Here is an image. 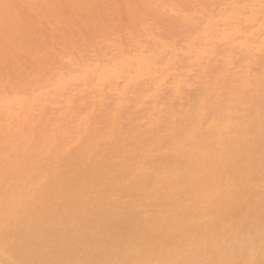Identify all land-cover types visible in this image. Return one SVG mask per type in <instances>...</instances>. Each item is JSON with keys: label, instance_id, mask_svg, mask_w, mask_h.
<instances>
[{"label": "rangeland", "instance_id": "obj_1", "mask_svg": "<svg viewBox=\"0 0 264 264\" xmlns=\"http://www.w3.org/2000/svg\"><path fill=\"white\" fill-rule=\"evenodd\" d=\"M0 2V96H6L12 91L17 92L21 89H28L30 92V97L27 100L30 108L25 105L27 109H21L24 116L18 115L19 113L16 112H20L22 107L0 103V109L3 110H0V159H3L2 163L0 161V182L9 178L10 173L7 171L12 169L20 173L24 171L23 166H26V172L21 177L34 182L30 195V213L35 216L30 220L27 215L22 214L15 225L6 227L7 231L5 230L4 236L11 234L13 236L6 237V247L5 244L0 245V264H87L100 254L106 253L103 248H106L105 245L108 246L106 251L110 253L107 264H127L126 258H117V261L111 256L114 252H118L117 255L121 253L122 246L119 243L123 240L125 233L128 231L126 235L131 236L130 240L134 245L140 244L141 241L144 243L145 240L151 241L153 237L158 240L164 227V220H168L169 214L167 213L174 208L177 210L176 203H174L177 197H171L172 193L184 184L191 186L200 183L207 175L214 174L216 179L222 180V185H219L218 190L213 189L209 197L204 199L205 201L201 199L203 202L197 203L195 212L199 213L198 219L196 214L194 218L196 228L187 241L186 248L184 250L176 249L173 259L162 260L159 264H264V78L262 79L264 77V0H0ZM163 7L165 11H163ZM172 10L176 12H172ZM155 40L158 41V44ZM139 58L146 61L141 62ZM101 61V66L98 65L96 68V63ZM246 61L248 64H244ZM127 64L129 67H126ZM117 65H122L126 69V73H119L121 69L118 71ZM222 70L224 71L222 72ZM137 87L138 89L144 88L138 90ZM180 87L181 89H178ZM200 93L202 95L199 96ZM207 102L208 105H202ZM227 103L229 104L226 105ZM143 104L144 106H142ZM197 106L202 107L198 108ZM38 108L41 110L39 113ZM86 113L87 115H85ZM81 115L85 117H81ZM15 116H20V118ZM85 122L87 123L84 124ZM78 125L79 129L76 128ZM65 130L67 131L65 132ZM54 132L59 137L52 134ZM93 133H96L97 136ZM54 136L56 137L54 138ZM167 136L168 138H166ZM92 141L94 142L92 143ZM193 142L199 146L196 147ZM41 143L42 145H40ZM45 145H51L52 148L50 146L47 148ZM10 148H12V152L9 151ZM60 151L65 152L61 153ZM72 155H75V158ZM51 156L52 158H49ZM59 156L64 157L59 158ZM202 156L203 158H201ZM16 157L20 159H15ZM182 158H186V160L183 161ZM21 159L22 161H20ZM28 160L30 162H27ZM39 160L43 163H39ZM188 162L191 165L187 164ZM146 167L147 169H145ZM35 168L40 169L34 170ZM191 168L196 170L193 169V171ZM150 170L152 172H149ZM205 170L206 172H202ZM160 171H163L162 174ZM177 171L179 172L177 173ZM126 172L134 174L135 177L126 178V182L124 179L118 181V178ZM41 173H44V177L40 176ZM146 176L150 180L155 179L152 180L153 182L151 181L155 191L152 195L143 197V201L149 199L146 203L144 201L145 204L142 201L135 205L136 199L139 197V194L135 193L136 184L140 179H147ZM160 177L162 180L159 179ZM94 178H102L108 188L123 193V197L120 198L127 200L125 203H120L123 204L122 213L124 212V215L120 211H115L117 205L108 206L105 203L102 204L103 206H99V209L102 208L110 218L106 216L107 218L103 219L101 215L96 226L92 217L80 219V225L83 224L82 228L87 226L90 232L94 230L91 234L97 235L96 239L98 240L96 241L94 236L90 237L92 235L87 231L88 228L82 229L76 220L74 223L77 225H73L67 220L70 205L69 194L73 191L71 189L80 186L81 190L78 189L81 194L86 191L85 187ZM113 179L116 181H112ZM129 179L131 180L129 181ZM80 180L84 184L83 186ZM184 180L188 184L183 182ZM157 181H160V184ZM164 181H166L165 184ZM177 182L181 183L180 186ZM116 183L118 184L116 185ZM170 184L173 186L172 189L168 187ZM52 188L53 192L55 189H60L53 194ZM219 191L222 192L219 193ZM43 193L45 194L43 195ZM251 198L253 199L251 200ZM162 202H166V205L170 206L168 211L164 209ZM46 204L48 205L46 206ZM125 204L127 205L125 206ZM154 205L155 207H153ZM40 206H42L43 213ZM89 207L91 206L87 207L90 210ZM56 208L57 210H55ZM150 209L151 211H149ZM34 211H36L35 214ZM146 213H148L147 217ZM166 214L167 216H165ZM52 215L55 217L52 218ZM134 216L139 218L138 223L135 222ZM85 218L86 221H84ZM48 221H54V224L48 223ZM25 222L29 224L26 226ZM84 222L87 225H84ZM30 224L34 227H31ZM59 224L63 226L61 227ZM56 225L59 226L56 227ZM135 228L138 229L135 231ZM44 229L49 231L45 232ZM160 229L162 230L160 231ZM100 231H104L107 235ZM87 235L89 236L86 237ZM16 240L19 241L16 242ZM101 244L104 246L101 247ZM113 245L114 247H111ZM134 247L132 250L135 251H132V254L130 253L131 255L127 258L138 256L142 251L140 246ZM62 251L63 253H59ZM91 251L93 254L90 253ZM71 256H73L72 260ZM73 260L74 263H71ZM150 263L152 264V262H148V264Z\"/></svg>", "mask_w": 264, "mask_h": 264}, {"label": "bare ground", "instance_id": "obj_2", "mask_svg": "<svg viewBox=\"0 0 264 264\" xmlns=\"http://www.w3.org/2000/svg\"><path fill=\"white\" fill-rule=\"evenodd\" d=\"M29 2V1H28ZM35 2V1H34ZM1 3V2H0ZM41 3V2H40ZM39 4V3H38ZM37 4V5H38ZM43 4V3H42ZM5 5V4H4ZM2 7V6H1ZM166 7V6H165ZM169 8V7H168ZM4 9V8H3ZM163 11H165L164 10V7H163ZM175 11V10H174ZM173 10H172V12H174ZM171 12V11H170ZM176 12V11H175ZM1 18V17H0ZM153 36V35H152ZM151 36V37H152ZM153 38V37H152ZM157 38V37H156ZM157 40H159V38H157ZM157 40H155V41H157ZM154 41V40H153ZM157 44H158V41H157ZM162 44V43H161ZM159 45H160V43H159ZM262 49V48H261ZM121 52V51H120ZM238 52V51H237ZM71 54H73V53H71ZM97 54V53H96ZM95 54V55H96ZM227 54V53H226ZM135 55V54H134ZM148 55V54H147ZM160 55V54H159ZM230 55V54H229ZM78 56V55H77ZM143 56V55H142ZM208 56H209V53H208ZM232 56H233V54H232ZM236 56V55H235ZM238 56V55H237ZM148 57V56H147ZM158 57V56H157ZM206 57H207V55H206ZM229 57V56H228ZM71 58V57H70ZM77 58V57H76ZM109 58V57H108ZM135 58V57H134ZM149 58V57H148ZM209 58H211V57H209ZM239 58V57H238ZM237 58V59H238ZM241 58V57H240ZM239 58V59H240ZM145 59V58H144ZM208 59V58H207ZM212 59V58H211ZM227 59V58H226ZM234 59H236V58H234ZM234 59H232L233 61H234ZM260 59V58H259ZM74 60H75V57H74ZM135 60V59H134ZM138 60V59H137ZM141 59L139 58V61H140ZM210 60V59H209ZM229 60H231L230 58H229ZM136 61V60H135ZM144 61H146V60H144ZM143 60H141V62H144ZM148 61V60H147ZM208 61V60H207ZM140 62V63H141ZM211 62V61H210ZM229 62V61H228ZM248 61H246V63H244V64H248L247 63ZM254 62V61H253ZM252 62V63H253ZM89 63V62H88ZM102 63V61L101 62H99L98 64L96 63V68H98V65L99 66H101L100 64ZM139 63V62H138ZM225 63H226V61H225ZM141 64H144V65H147L146 63H141ZM140 64V65H141ZM150 64V63H149ZM243 64V65H244ZM251 64V63H250ZM82 65V64H81ZM92 65H94V64H92ZM154 65V64H153ZM172 65V64H171ZM226 67L228 68V64L226 63ZM231 65V64H230ZM109 66V65H108ZM129 67V65L127 64L126 65V67ZM240 66H242V65H240ZM258 66H259V64H258ZM93 67V66H92ZM114 67V66H113ZM112 67V68H113ZM122 67V68H121ZM169 67V66H168ZM262 67V66H261ZM260 67V68H261ZM149 68V67H148ZM147 68V69H148ZM102 69V68H101ZM104 69V68H103ZM116 69L118 70V69H121L120 71H119V73H123V72H125V70L126 69H124V67L121 65H117V67H116ZM145 69H146V67H145ZM198 69H200V68H198ZM221 69V68H220ZM239 69V68H238ZM90 70V69H89ZM99 70V69H98ZM195 70V69H194ZM218 70H219V68H218ZM226 70V69H225ZM237 70V69H236ZM235 70V71H236ZM240 70V69H239ZM246 70V69H245ZM250 70V69H249ZM258 70V69H257ZM106 71V70H105ZM117 71V72H118ZM220 71V70H219ZM224 70H222V72H223ZM233 71V70H232ZM244 71V70H243ZM261 71H262V69H261ZM100 72V71H99ZM143 72V71H142ZM148 72H149V70H148ZM205 72V71H204ZM221 72V71H220ZM234 72V71H233ZM237 72V71H236ZM258 72V71H257ZM108 73V72H107ZM126 73V72H125ZM134 73V72H133ZM187 73V72H186ZM192 73V72H191ZM190 73V74H191ZM194 73V72H193ZM230 73V72H229ZM261 73V72H260ZM90 74V73H89ZM99 74V73H98ZM128 74V73H127ZM154 74V73H153ZM156 74V73H155ZM169 74V73H168ZM167 74V75H168ZM189 74V73H188ZM187 74V75H188ZM222 74V73H221ZM220 74V75H221ZM226 74V73H225ZM245 74H247V73H245ZM256 75H258L257 73H255ZM254 74V75H255ZM91 75V74H90ZM130 75H132V74H130ZM216 75V74H215ZM224 75V74H223ZM212 76V75H211ZM214 76V75H213ZM219 76V75H218ZM217 76V77H218ZM232 76V75H231ZM247 76V75H246ZM236 77V76H235ZM234 77V78H235ZM240 77V76H239ZM69 78V77H68ZM166 78V77H165ZM222 78V77H221ZM225 78V77H224ZM233 78V79H234ZM237 78V77H236ZM264 77H262V79H263ZM70 79H72V78H70ZM119 79V78H118ZM163 79V78H162ZM189 79V78H188ZM226 79V78H225ZM243 79V78H242ZM111 80H112V78H111ZM110 80V81H111ZM113 80H114V78H113ZM130 80V79H129ZM204 80V79H203ZM212 80H213V78H212ZM211 80V81H212ZM228 80V79H227ZM116 81H117V79H116ZM153 81V80H152ZM193 81V80H192ZM195 81V80H194ZM232 81H234V80H232ZM90 82H91V80H90ZM155 82V81H154ZM216 82H218V81H216ZM239 82H241V81H239ZM242 82H244V81H242ZM109 83V82H108ZM111 83H112V81H111ZM214 83V82H213ZM226 83V82H225ZM146 84H148V83H146ZM145 84V85H146ZM160 84V83H159ZM193 84V83H192ZM198 84V83H197ZM196 84V85H197ZM211 84H212V82H211ZM210 84V85H211ZM215 84V83H214ZM231 84V83H230ZM260 84V83H259ZM157 85V84H156ZM195 85V86H196ZM199 85V84H198ZM203 85V84H202ZM221 85V84H220ZM232 85V84H231ZM239 85V84H238ZM148 86V85H147ZM150 86H151V84H150ZM203 86H206V85H203ZM228 86V85H227ZM242 86V85H241ZM245 86V85H244ZM244 86H242V87H244ZM135 87V86H134ZM155 87V86H154ZM160 87V86H159ZM186 87V86H185ZM191 87V86H190ZM207 87V86H206ZM219 87V86H218ZM255 87V86H254ZM144 88V87H143ZM143 88H140V89H143ZM148 88V87H147ZM152 88V87H151ZM161 88V87H160ZM169 88V87H168ZM189 88V87H188ZM202 89H203V87H201ZM212 88V87H211ZM213 88H214V86H213ZM216 88V87H215ZM239 88V87H238ZM251 88H253V87H251ZM137 89H138V87H137ZM140 89H138V90H140ZM156 89V88H155ZM178 89H181V87L180 88H178ZM185 89H187V87L185 88ZM201 89V90H202ZM230 89H231V87H230ZM244 89V88H243ZM15 90H17V89H15ZM134 90V89H133ZM150 90V89H149ZM232 90V89H231ZM130 91H131V89H130ZM143 91V90H142ZM141 91V92H142ZM155 91H157V90H155ZM173 91V90H172ZM179 91V90H178ZM178 91H177V93H178ZM182 91V90H181ZM198 91V90H197ZM196 91V92H197ZM203 91V90H202ZM217 91H219V90H217ZM226 91V90H225ZM246 91V90H245ZM137 92H139V91H137ZM143 92H145V91H143ZM150 92V91H149ZM151 92H154V91H151ZM174 92V91H173ZM211 92H212V90H211ZM242 92V91H241ZM33 93V92H32ZM130 93V92H129ZM175 93H176V91H175ZM187 93V92H186ZM192 93V92H191ZM202 93V92H201ZM199 94V96L200 95H202V94ZM208 93V92H207ZM138 94V93H137ZM146 94V93H145ZM149 94V93H148ZM154 94V93H153ZM153 94L151 95V97L153 96ZM155 94H157V93H155ZM209 94V93H208ZM213 94V93H212ZM224 94V93H223ZM239 94V93H238ZM2 95V94H1ZM4 95V94H3ZM134 95H136V94H134ZM141 95V94H140ZM143 95V94H142ZM158 95V94H157ZM156 95V96H157ZM175 95V94H174ZM177 95H179V94H177ZM176 95V96H177ZM210 95V94H209ZM233 95V94H232ZM240 95V94H239ZM132 96V95H131ZM139 96V95H138ZM146 96H147V94H146ZM149 96V95H148ZM155 96V97H156ZM159 96V95H158ZM195 96V95H194ZM220 96V95H219ZM231 96V95H230ZM29 97H30V92H29V90L28 89H21V90H19V91H17V92H10V94L8 93V94H6V96H0V103H3V104H6V105H18V106H20V107H22V108H20V112L19 111H16V112H18L19 114L18 115H21L22 114V111H21V109H27L26 108V106H28V102H27V100L29 99ZM141 97H143V96H141ZM145 97V96H144ZM204 97V96H203ZM215 97V96H214ZM214 97H213V99H214ZM236 97V96H235ZM128 98V97H127ZM130 98V97H129ZM185 98H187V97H185ZM191 98V97H190ZM201 98V97H200ZM220 98V97H219ZM222 98H224V97H222ZM252 98V97H251ZM145 99H147V98H145ZM145 99H143V101L145 100ZM154 99V98H153ZM174 99V98H173ZM194 99H195V97H194ZM199 99V98H198ZM204 99V98H203ZM136 100V99H135ZM189 100H191V99H189ZM207 100V99H206ZM210 100V99H209ZM230 100V99H229ZM128 101V100H127ZM146 101V100H145ZM192 101V100H191ZM190 101V102H191ZM194 101V100H193ZM205 101V100H204ZM204 101H200V102H204ZM49 102V101H48ZM126 102V101H125ZM166 102V101H165ZM171 102V101H170ZM212 102V101H211ZM219 102V101H218ZM235 102H236V100H235ZM240 102V101H239ZM32 103V102H31ZM123 103V102H122ZM122 103H120V104H122ZM135 103V102H134ZM133 103V104H134ZM173 103V102H172ZM181 103V102H180ZM193 103V102H192ZM213 103H215V102H213ZM223 103V102H222ZM238 103V102H237ZM35 104V103H34ZM54 104V103H53ZM125 104V103H124ZM129 104V103H128ZM132 104V105H133ZM141 104H142V102H141ZM187 104V103H186ZM204 104H207L208 105V102L207 103H203L202 105H204ZM229 103H227L226 105H228ZM2 105V104H1ZM26 105V106H25ZM30 105V104H29ZM146 105V104H145ZM149 105V104H148ZM154 105V104H153ZM198 105H200V104H198ZM206 105V106H207ZM235 105V104H234ZM139 106H141V105H139ZM142 106H144V104L142 105ZM169 106V105H168ZM167 106V107H168ZM182 106V105H181ZM189 106V105H188ZM192 106V105H191ZM190 106V107H191ZM218 106V105H217ZM245 106V105H244ZM253 106V105H252ZM32 107V106H31ZM131 107V106H130ZM137 107H138V105H137ZM153 107V106H152ZM155 107H156V105H155ZM155 107H154V109H155ZM195 107V106H194ZM198 107V106H197ZM202 107V106H201ZM201 107H198V108H201ZM209 107H210V105H209ZM208 107V108H209ZM28 108H30V106H28ZM40 108V107H39ZM39 108L37 109V111H38V113H39V111L41 112V110H39ZM122 108H123V105H122ZM136 108V107H135ZM144 108V107H143ZM149 108H150V105H149ZM162 108H164V107H162ZM198 108H197V110H198ZM211 108V107H210ZM225 108V107H224ZM245 108H247V107H245ZM248 108H250V107H248ZM131 111H133V108L131 107ZM171 109H172V107H171ZM0 110H2V109H0ZM67 110V109H66ZM70 110V109H69ZM110 110V109H109ZM136 110V109H135ZM151 110V109H150ZM183 110V109H182ZM187 110V109H186ZM201 110V109H200ZM205 110V109H204ZM207 110V109H206ZM3 111V110H2ZM5 111V110H4ZM24 111V110H23ZM73 111V110H72ZM142 111V110H141ZM157 111H159V110H157ZM157 111H156V114H157ZM196 111V110H195ZM221 111V110H220ZM235 111V110H234ZM239 111V110H238ZM6 112V111H5ZM75 112V111H74ZM85 112V111H84ZM94 112H96L95 110H94ZM105 112H107V111H105ZM150 112V111H149ZM152 112H155V111H152ZM174 112V111H173ZM183 112V111H182ZM201 112H202V110H201ZM206 112V111H205ZM212 112V111H211ZM226 112V111H225ZM49 113V112H48ZM47 113V114H48ZM110 113V112H109ZM178 113H181V112H178ZM202 113H204V112H202ZM213 113V112H212ZM230 113H231V111H230ZM235 113V112H234ZM233 113V114H234ZM249 113V112H248ZM247 113V114H248ZM34 114H36V113H34ZM46 114V116H48ZM62 114V113H61ZM68 114V113H67ZM84 114V113H83ZM105 114V113H104ZM141 114V113H140ZM149 114V113H148ZM171 114V113H170ZM218 115H219V113H217ZM13 115V114H12ZM23 116H24V114H22ZM41 115V114H40ZM65 115V114H64ZM63 115V116H64ZM78 115V117H79V114H77ZM85 115H87V113L85 114ZM160 115V114H159ZM184 115H185V112H184ZM188 115V114H187ZM202 115V114H201ZM210 115V114H209ZM216 115V114H215ZM238 115H240V114H238ZM243 115V114H242ZM5 116V115H4ZM34 116V115H33ZM38 116V115H37ZM45 116V117H46ZM114 116H116V115H114ZM147 116V115H146ZM145 116V117H146ZM151 116V115H150ZM155 116V115H154ZM181 116V115H180ZM189 116V115H188ZM221 116V115H220ZM16 117V116H15ZM18 117V116H17ZM16 117V118H17ZM28 117V116H27ZM39 117V116H38ZM49 117V116H48ZM65 117V116H64ZM63 117V118H64ZM78 117H76V118H78ZM81 117H85V116H82L81 115ZM94 117H95V115H94ZM131 118H132V116H130ZM142 117V116H141ZM170 117H171V115H170ZM197 117V116H196ZM199 117V116H198ZM230 117V116H229ZM259 117V116H258ZM20 118V116L18 117V119ZM21 118H22V116H21ZM29 118V117H28ZM40 118V117H39ZM62 118V117H61ZM67 120H68V118L67 117H65ZM75 118V119H76ZM113 118V117H112ZM147 118V117H146ZM157 118V117H156ZM155 118V119H156ZM182 118H183V115H182ZM182 118H180V120L182 119ZM194 118V117H193ZM232 118H233V116H232ZM256 118V117H255ZM4 119V118H3ZM6 119V118H5ZM33 119V118H32ZM40 119H42V118H40ZM45 119H47V118H45ZM55 119V118H54ZM59 119V118H58ZM79 119V118H78ZM83 119V118H82ZM95 119V118H94ZM133 119V118H132ZM178 119V118H177ZM184 119V118H183ZM182 119V120H183ZM201 119V118H200ZM203 119V118H202ZM13 120H14V118H13ZM26 120V119H25ZM64 120V119H63ZM67 120H65L66 122H67ZM77 120V119H76ZM75 120V121H76ZM127 120V119H126ZM131 120V119H130ZM147 120V119H146ZM189 120V119H188ZM220 120V119H219ZM7 121V120H6ZM5 121V122H6ZM32 121V120H31ZM57 121V120H56ZM60 121H62V120H60ZM74 121V120H73ZM79 121H81V120H79ZM83 121V120H82ZM145 121V120H144ZM185 121V120H184ZM186 121H187V119H186ZM185 121V122H186ZM193 121V120H192ZM198 121V120H197ZM35 122V121H34ZM38 122V121H37ZM47 122V121H46ZM45 122V123H46ZM50 122V121H49ZM54 122V121H53ZM89 122V121H88ZM121 122V121H120ZM127 122V121H126ZM131 122H132V120H131ZM137 122V121H136ZM150 122V121H149ZM182 122V121H181ZM184 122V123H185ZM233 122V121H232ZM231 122V123H232ZM235 122V121H234ZM233 122V123H234ZM239 122V121H238ZM244 122V121H243ZM7 123V122H6ZM10 123V122H9ZM43 123V122H42ZM67 123H69V122H67ZM72 123H74V122H72ZM71 123V124H72ZM76 123V122H75ZM87 122H85L84 124H86ZM141 123V122H140ZM139 123V124H140ZM151 123H152V121H151ZM183 123V124H184ZM199 124H200V122H198ZM198 123H196V124H198ZM212 123H215V122H212ZM232 123V124H233ZM5 124V123H4ZM38 124V123H37ZM59 124H60V122H59ZM64 124V123H63ZM63 124H61V126L63 125ZM80 124H81V122H80ZM122 124V123H121ZM156 124V123H155ZM180 124V123H179ZM182 124V123H181ZM192 124V123H191ZM202 124V123H201ZM217 124H218V122H217ZM47 125V124H46ZM49 125H51V124H49ZM48 125V126H49ZM56 125H58V124H56ZM55 125V126H56ZM111 125V124H110ZM119 125V124H118ZM185 125V124H184ZM212 125V124H211ZM215 125V124H214ZM66 126V125H65ZM148 126V125H147ZM152 126V125H151ZM150 126V127H151ZM192 126V125H191ZM204 126V125H203ZM37 127V126H36ZM62 127H64V126H62ZM68 127V126H67ZM78 127V129H79V125L78 126H76V128ZM109 127H111V126H109ZM117 127V126H116ZM125 127V126H124ZM154 127V126H153ZM152 127V128H153ZM169 127V126H168ZM180 127V126H179ZM55 128H57V127H55ZM59 128V127H58ZM112 128V127H111ZM151 128V129H152ZM155 128V127H154ZM210 128V127H209ZM35 129V128H34ZM37 129V128H36ZM35 129V130H36ZM84 129V128H83ZM207 129V128H206ZM215 129V128H214ZM28 130V129H27ZM26 130V131H27ZM57 130H59V129H57ZM72 130H74V129H72ZM90 130H92V129H90ZM108 130V129H107ZM128 130V129H127ZM154 130V129H153ZM169 130V129H168ZM176 130V129H175ZM179 130V129H178ZM186 130V129H185ZM192 130H194V129H192ZM229 130V129H228ZM240 130V129H239ZM247 130H248V128H247ZM67 130H65V132H66ZM88 131V130H87ZM109 131H111V129H109ZM116 131V130H115ZM115 131H113V132H115ZM202 131V130H201ZM218 131V130H217ZM221 131V130H220ZM226 131H227V129H226ZM230 131V130H229ZM10 132V131H9ZM12 132V131H11ZM50 132V131H49ZM56 132V131H55ZM52 133V134H56V133ZM81 132H82V130H81ZM138 132V131H137ZM136 132V133H137ZM176 132V131H175ZM206 132V131H205ZM228 132V131H227ZM26 133V132H25ZM29 133V132H28ZM60 133V132H59ZM98 133V132H97ZM135 133V134H136ZM168 133V132H167ZM184 133H185V131H184ZM200 133V132H199ZM211 133V132H210ZM214 133V132H213ZM219 133V132H218ZM9 134V133H8ZM20 134V133H19ZM50 134H51V132H50ZM79 134V133H78ZM87 134V133H86ZM94 134V133H93ZM96 134V133H95ZM94 134V135H95ZM158 134V133H157ZM161 134V133H160ZM186 134V133H185ZM195 134V133H194ZM215 134V133H214ZM217 134V133H216ZM222 134H223V132H222ZM221 134V135H222ZM57 135V134H56ZM74 135V134H73ZM88 135H90V133L88 132ZM101 135V134H100ZM103 135V134H102ZM127 135V134H126ZM145 135V134H144ZM206 135V134H205ZM204 135V136H205ZM226 135V134H225ZM228 135V134H227ZM18 136V135H17ZM16 136V137H17ZM58 136V135H57ZM95 136H97V134L95 135ZM113 136V135H112ZM197 136H199V135H197ZM214 136V135H213ZM220 136V135H219ZM232 136H234V135H232ZM257 136H258V134H257ZM9 137V136H8ZM49 137H51L52 138V136H49ZM56 136H54V138H55ZM59 137V136H58ZM77 137V136H76ZM84 137H86V136H84ZM107 137V136H106ZM160 137V136H159ZM178 137V136H177ZM188 137H189V135H188ZM207 137V136H206ZM225 137V136H224ZM10 139H11V137H9ZM14 138V137H13ZM13 138H12V140H13ZM30 138V137H29ZM45 138H47V137H45ZM101 138V137H100ZM141 138V137H140ZM166 138H168V136L166 137ZM183 138V137H182ZM186 138V137H185ZM208 138V137H207ZM218 138V137H217ZM231 138V137H230ZM15 139H17V138H15ZM14 139V140H15ZM20 139V138H19ZM26 139H27V137H26ZM69 139H72V138H69ZM86 139H87V137H86ZM85 139V140H86ZM93 139V138H92ZM157 139H159V138H157ZM187 139H189V138H187ZM204 139V138H203ZM211 139H212V137H211ZM11 140V142L13 143V141ZM18 140V139H17ZM81 140V139H80ZM185 140V139H184ZM195 140V139H194ZM220 140H221V138H220ZM3 141V140H2ZM2 141H1V143H2ZM7 141V140H6ZM50 141V140H49ZM61 141V140H60ZM77 141H79V140H77ZM82 141V140H81ZM97 141V140H96ZM186 141V140H185ZM189 141V140H188ZM213 141V140H212ZM215 141V140H214ZM7 142H9V141H7ZM16 142V141H15ZM52 142H55V141H52ZM83 142H85V141H83ZM94 141H92V143H93ZM99 142V141H98ZM98 142H97V144H98ZM150 142V141H149ZM149 142H148V144H149ZM151 142H152V140H151ZM182 142V141H181ZM190 142V141H189ZM206 142H207V140H206ZM226 142V141H225ZM224 142V143H225ZM229 142V141H228ZM21 143V142H20ZM25 144H26V142H24ZM72 143V142H71ZM75 143V142H74ZM186 143V142H185ZM188 143V142H187ZM195 145H196V147H198L197 146V144L195 143V142H193ZM203 143V142H202ZM204 143H205V141H204ZM213 143V142H212ZM234 143V142H233ZM48 144H50V143H48ZM76 144H78V143H76ZM96 144V145H97ZM122 144V143H121ZM217 144V143H216ZM221 144V143H220ZM40 145H42V143L40 144ZM39 145V146H40ZM44 145V144H43ZM75 145V144H74ZM92 145V144H91ZM147 145V144H146ZM188 145V144H187ZM218 145V144H217ZM235 145V144H234ZM13 146V145H12ZM11 146V147H12ZM45 146H47V145H45ZM44 146V147H45ZM50 146V148H52L51 147V145H49ZM49 146H47V148L49 147ZM171 146H173V145H171ZM193 146V145H192ZM259 146V145H258ZM43 147V148H44ZM83 147V146H82ZM85 148H86V146H84ZM94 147H95V145H94ZM184 147V146H183ZM201 147V146H200ZM210 147V146H209ZM208 147V148H209ZM212 147V146H211ZM1 148V147H0ZM18 148H20V147H18ZM38 148V147H37ZM40 148V147H39ZM62 148V147H61ZM64 148V147H63ZM192 148V147H191ZM194 148V147H193ZM204 148V147H203ZM219 148V147H218ZM224 148V147H223ZM9 149V148H8ZM8 149H6V150H8ZM12 148H10V150L9 151H11L12 152V150H11ZM31 149V148H30ZM171 149V148H170ZM211 149V148H210ZM224 149H226V148H224ZM5 150V149H4ZM24 150V149H23ZM40 150H41V148H40ZM45 150V149H44ZM48 150V149H47ZM64 150H66L65 148H64ZM74 150V149H73ZM78 150V149H77ZM168 150V149H167ZM173 150H174V148H173ZM200 150V149H199ZM207 150V149H206ZM216 150H217V148H216ZM254 150V149H253ZM26 151V150H25ZM76 151V150H75ZM74 151V152H75ZM81 151V150H80ZM87 151V150H86ZM162 151V150H161ZM188 151V150H187ZM190 151H192V150H190ZM203 151V150H202ZM212 151V150H211ZM222 151V150H221ZM225 151V150H224ZM19 152V151H18ZM33 152V151H32ZM40 152V151H39ZM43 152V151H42ZM45 152V151H44ZM61 152V151H60ZM65 151H63V152H61V153H64ZM134 152H136V151H134ZM186 152V151H185ZM184 152V153H185ZM189 152V151H188ZM187 152V153H188ZM195 152V151H194ZM206 152H208V151H206ZM220 152V151H219ZM7 153H8V151H7ZM10 153V152H9ZM70 153V152H69ZM91 153V152H90ZM152 153V152H151ZM156 153V152H155ZM167 153V152H166ZM193 153V152H192ZM201 153V152H200ZM203 153V152H202ZM217 153H218V151H217ZM241 153V152H240ZM1 154V153H0ZM79 154V153H78ZM81 154V153H80ZM84 154V153H83ZM88 154V153H87ZM153 154V153H152ZM161 154V153H160ZM173 154V153H172ZM204 154V153H203ZM13 156H14V154H12ZM15 155H16V153H15ZM56 155V154H55ZM92 155V154H91ZM132 155H133V153H132ZM147 155H149V154H147ZM182 155H184V154H182ZM182 155H181V157H182ZM206 155V154H205ZM209 155H212V154H210L209 153ZM4 156H7V155H4ZM29 156V155H28ZM72 156H74V158H75V155H72ZM78 156V155H77ZM80 156H82V155H80ZM89 156V155H88ZM188 156V155H187ZM190 156H192V155H190ZM195 156V155H194ZM222 156V155H221ZM3 157V156H2ZM12 157V156H11ZM21 157V156H20ZM60 157H64V156H59V158ZM91 157V156H90ZM134 157V156H133ZM141 157H143V156H141ZM145 157V156H144ZM178 157H180V156H178ZM186 157V156H185ZM189 157V156H188ZM212 157H214V156H212ZM233 157H235V156H233ZM251 157V156H250ZM23 158V157H22ZM27 158V157H26ZM34 158V157H33ZM49 158H52V156L51 157H49ZM68 159H69V157H67ZM84 158V157H83ZM85 158H86V156H85ZM89 158V157H88ZM101 158H103V157H101ZM105 158V157H104ZM147 158H149V157H147ZM171 158V157H170ZM201 158H203V156L201 157ZM208 158V157H207ZM210 158V157H209ZM15 159H18L17 157L15 158ZM20 159V158H19ZM18 159V160H19ZM29 159V158H28ZM32 159V158H31ZM45 159V158H44ZM72 159V158H71ZM119 159V158H118ZM138 159V158H137ZM172 159V158H171ZM179 159V158H178ZM183 159V161L184 160H186V158L184 159V158H182ZM193 159V158H192ZM200 159V158H199ZM206 159V158H205ZM251 159V158H250ZM1 160H3V159H0V161ZM25 160V159H24ZM23 160V161H24ZM30 160V159H29ZM27 161V162H30V161ZM61 160V159H60ZM86 160H89V159H86ZM85 160V161H86ZM115 160H117V159H115ZM114 160V161H115ZM209 160V159H208ZM10 161V160H9ZM20 161H22V159L20 160ZM54 161H55V159H54ZM182 161V162H183ZM198 161H200V160H198ZM26 162V163H27ZM36 162V161H35ZM41 161L39 160V163H40ZM46 162V161H45ZM49 162V161H48ZM51 162V161H50ZM49 162V163H50ZM59 162V161H58ZM63 162V161H62ZM87 162V161H86ZM89 162V161H88ZM1 163H2V161H1ZM32 163V162H31ZM34 163V162H33ZM43 162H41V164H42ZM48 163V164H49ZM52 163H53V161H52ZM55 163V162H54ZM71 164H72V162H70ZM69 163V164H70ZM142 163V162H141ZM198 163V162H197ZM213 163H215V162H213ZM217 163V162H216ZM218 163H219V161H218ZM40 164V165H41ZM45 164V163H44ZM43 164V165H44ZM60 164V163H59ZM67 164V163H66ZM96 164V163H95ZM113 164H114V162H113ZM181 164V163H180ZM187 164H189V162L187 163ZM186 164V165H187ZM194 164H195V162H194ZM221 164V163H220ZM34 165V164H33ZM37 165H38V163H37ZM37 165H36V167H37ZM58 165V164H57ZM63 165V164H62ZM89 165V164H88ZM133 165V164H132ZM141 165V164H140ZM172 165V164H171ZM183 165H185V164H183ZM189 165H191V164H189ZM197 165V164H196ZM199 165V164H198ZM201 165H205V164H201ZM218 165V164H217ZM222 165V164H221ZM39 166V165H38ZM69 166H71V165H69ZM83 166V165H82ZM96 166V165H95ZM194 166V165H193ZM208 166V165H207ZM215 166H216V164H215ZM236 166V165H235ZM42 167V166H41ZM40 167V168H41ZM48 167V166H47ZM46 167V168H47ZM52 167V166H51ZM56 167V166H55ZM54 167V168H55ZM67 167V166H66ZM65 167V168H66ZM71 167H73V166H71ZM85 167V166H84ZM107 167H108V165H107ZM114 167V166H113ZM139 167V166H138ZM148 167V166H147ZM147 167L145 168V169H147ZM150 167V166H149ZM196 167V166H195ZM223 167V166H222ZM39 168V169H40ZM46 168H44L45 170H46ZM90 168V167H89ZM101 168V167H100ZM161 168V167H160ZM164 168V167H163ZM185 168V167H184ZM188 168V167H187ZM204 168V167H203ZM202 168V169H203ZM250 168H251V166H250ZM23 169H24V171L23 172H20V173H18V172H15V171H13L12 169L10 170V171H7V172H9L8 174V176H9V178H5L2 182H0V245H4L5 244V247H6V243H7V240H6V237H9V236H11V235H9V236H4V234H5V230H6V227L7 226H9V225H15L20 219V216L23 214L24 216H28L29 218H30V220H32V218H34L35 216L34 215H32L31 213H30V208H31V197H30V195L32 194V184L34 183L33 181H31V180H29V179H25V177H21V176H23V174L26 172V166H23ZM29 169V168H28ZM39 169H34V170H39ZM79 169V168H78ZM114 169H115V167H114ZM117 169V168H116ZM136 169H138L139 170V168H136ZM135 169V170H136ZM144 169V168H143ZM153 169V168H152ZM165 169V168H164ZM192 169V168H191ZM193 169H195V168H193ZM192 169V170H193ZM209 169V168H208ZM224 169V168H223ZM43 170V169H42ZM57 171H58V169H56ZM55 170V171H56ZM61 170H63V169H61ZM134 170V169H133ZM157 170V169H156ZM178 170H180L181 171V169H178ZM184 170V169H183ZM188 170H189V168H188ZM196 170V169H195ZM198 170V169H197ZM51 171V170H50ZM57 171L55 172V173H57ZM60 171V170H59ZM64 171V170H63ZM80 171V170H79ZM78 171V172H79ZM139 171H141V169L139 170ZM145 171V170H144ZM148 171V170H147ZM147 171H146V174H147ZM187 171V170H186ZM189 171H191V170H189ZM194 171V170H193ZM217 171V170H216ZM41 172V171H40ZM72 172V171H71ZM86 172V171H85ZM107 172V171H106ZM110 172V171H109ZM113 172H114V170H113ZM115 172H117V171H115ZM121 172V171H120ZM149 172H152V170H150ZM148 172V173H149ZM154 172V171H153ZM161 172V171H160ZM163 172V171H162ZM162 172H161V174H162ZM165 172V171H164ZM175 172V171H174ZM173 172V173H174ZM179 171H177V173H178ZM202 172H206V170L205 171H202ZM209 172V171H208ZM214 172V171H213ZM220 172H221V170H220ZM226 172H227V169H226ZM225 172V173H226ZM246 172V171H245ZM249 172V171H248ZM30 173H31V171H30ZM46 173H47V171H46ZM52 173H53V171H52ZM60 173V172H59ZM58 173V174H59ZM73 173V172H72ZM76 173V172H75ZM81 173H82V171H81ZM101 173H103V171H101ZM133 173H136V172H133ZM217 173V172H216ZM229 173V172H228ZM27 174V173H26ZM86 174V173H85ZM108 174H110V173H108ZM119 174V173H118ZM141 174H142V172H141ZM140 174V175H141ZM153 174V173H152ZM160 174V173H159ZM159 174H157L158 175V177H159ZM185 174H187L186 172H185ZM195 174V173H194ZM198 174V173H197ZM231 174V173H230ZM87 175V174H86ZM157 175H156V177H157ZM179 175V174H178ZM215 175V174H214ZM214 175H207L206 176V178L205 179H203L200 183H197V184H194V185H191V186H187V185H182L181 187H178V189H176L173 193H172V196L171 197H177V198H175V199H177V200H175V202L174 203H176V208H177V210H172V211H169V213H167V214H169L168 216H167V214L165 215V216H167L168 217V220H164L165 221V223H164V227H163V230L162 229H160V231H161V234H160V238H158V240H157V238H154V240H153V238H151V241H147V240H145V242L144 243H142V241L140 242V244H138V245H134L132 242H131V236L130 235H126L127 234V232L125 233V236H124V238H123V240L119 243V238H118V243H119V245H121L122 246V249L120 250L121 251V253L119 254V255H117V253L116 252H114V253H116V255H114V253H112L113 255H111L112 256V258H114V259H116L117 260V258H119V259H122V258H126V263L127 264H148V262H152V264L153 263H158L159 264V262H161L162 260H170V259H173V257L175 256V251H176V249H181V250H184L185 248H186V246H187V241L189 240V238H191V236H192V234H193V231H195V222H194V218H195V214H196V216H197V219H198V213L197 212H195V210L197 209V203L198 202H201L202 200H204V199H207L208 197H209V195H210V193H211V191L213 190V189H217L218 187H220L222 184H221V181L222 180H219V179H216L215 177H214ZM220 175V174H219ZM240 175V174H239ZM41 177H44V173H41V175H40ZM53 176H55V175H53ZM57 176V175H56ZM72 176V175H71ZM79 176H82V175H80L79 174ZM84 176V175H83ZM119 176V175H118ZM143 176H144V173H143ZM149 176V175H148ZM152 176V175H151ZM161 176V175H160ZM172 176V175H171ZM173 176H174V174H173ZM182 176V175H181ZM194 176V175H193ZM196 176V175H195ZM198 176H200L199 174H198ZM60 177V176H59ZM102 177V176H101ZM105 177H107V176H105ZM131 177H135L134 176V174H131L130 172H126L124 175H122L120 178H118V181H122L123 179H124V181L126 180L127 181V179L126 178H131ZM145 177V176H144ZM167 177V176H166ZM184 177V176H183ZM189 177V176H188ZM201 177H203V176H201ZM216 177H217V175H216ZM242 177V176H241ZM47 178H49V177H47ZM53 178V177H52ZM56 178V177H55ZM89 178H90V176H89ZM109 178V177H108ZM113 178V177H112ZM136 178H137V176H136ZM135 178V179H136ZM140 178V177H139ZM142 178V177H141ZM146 178H147V176H146ZM169 178H171L170 176H169ZM180 178V177H179ZM185 178V177H184ZM193 178V177H192ZM225 178H226V176H225ZM237 178V177H236ZM44 179V178H43ZM157 179V178H156ZM159 179H161L162 180V177H160ZM164 179V178H163ZM227 179V178H226ZM235 179V178H234ZM234 179H232V180H234ZM244 179V178H243ZM56 180V179H55ZM58 180V179H57ZM82 180V179H81ZM80 180V181H81ZM131 179H129V181H130ZM152 180H155V179H152ZM152 180H150V179H140V180H138L139 182L136 184V187H135V185H134V187L136 188V190H135V193H138L139 195V197H137V201L135 202V205H136V203L138 204V203H141L142 201H143V197H147V196H150V194L152 195V193H154V187H153V185H151V181ZM169 180V179H168ZM176 180V179H175ZM189 180H190V178H189ZM224 180V179H223ZM38 181H40V180H38ZM44 181V180H43ZM54 181V180H53ZM83 181V180H82ZM82 181H81V184H82ZM106 181H107V179H106ZM110 181H111V179H110ZM109 181V182H110ZM112 181H116V180H112ZM123 181V182H124ZM125 181V182H126ZM182 181V180H181ZM180 181V182H181ZM45 182V181H44ZM66 182V181H65ZM109 182H107V183H109ZM153 182V181H152ZM158 182V181H157ZM160 182V181H159ZM158 182V183H159ZM165 182L166 181H164V184H165ZM183 182H186L185 180L183 181ZM182 182V183H183ZM194 182H196V181H194ZM228 182V181H227ZM242 182V181H241ZM58 183V182H57ZM56 183V184H57ZM61 183V182H60ZM119 183V182H118ZM118 183H116V185L118 184ZM154 183H156V182H154ZM161 183H163V182H161ZM168 183V182H167ZM178 183V182H177ZM187 183V182H186ZM225 183V182H224ZM51 184V183H50ZM55 184V183H54ZM55 184V185H56ZM59 184V183H58ZM61 184H63V182L61 183ZM68 184V183H67ZM80 183H79V185H81ZM123 184H125V183H123ZM132 184H133V182H132ZM131 184V185H132ZM160 184V183H159ZM173 184V183H172ZM179 184V183H178ZM181 184V183H180ZM180 184H179V186H180ZM188 184V183H187ZM227 184V183H226ZM65 185V184H64ZM84 184H82V186H83ZM87 185V184H86ZM107 184H105V182L102 180V178L100 179V178H97V179H95L94 178V180L93 181H91L90 182V184H88V186L87 187H85L86 189H84V190H86V191H84V192H82L81 194H80V186H75V187H73L71 190H73L72 192H71V194H69V210H68V216H67V220H68V222L69 223H72L73 225L75 224V225H77L76 223H74L75 222V220L77 221V222H79V225H80V219L81 220H83V217H87L88 219H89V217L91 218H93L94 219V221L93 220H91V221H93V222H95L94 224H95V226L96 225H98V223H99V219H101V215L103 216V219H104V217H106V216H109V215H107L106 213H104L103 211L104 210H102V208L101 209H99V206H101L102 204H105V203H107L108 204V206H110V205H117V207H116V209H115V211H120V213H122V211H123V204H120V203H125V201H127L126 199H124V198H120V197H123V193H118V191L116 190V189H110V188H108L107 186H106ZM110 185V184H109ZM120 185V184H119ZM122 185V184H121ZM175 185H177V184H175ZM220 185V186H219ZM230 185V184H229ZM113 186V185H112ZM127 186V185H126ZM49 187V186H48ZM47 187V188H48ZM164 187V186H163ZM167 187V186H166ZM169 188H173V186L170 184L169 186H168ZM228 187V186H227ZM232 187V186H231ZM53 188H55V186H53ZM53 188H52V192H53ZM57 188V187H56ZM80 190H79V189ZM115 188H117L116 186H115ZM126 188V187H125ZM127 188H128V186H127ZM60 189V188H59ZM59 189H57V190H59ZM130 189V188H129ZM159 189H160V187H159ZM175 189V188H174ZM219 189V188H218ZM217 189V190H218ZM221 189H224V187H221ZM230 189V188H229ZM57 190L55 189V191L57 192ZM119 190V189H118ZM127 190V189H126ZM158 190V189H157ZM162 190V189H161ZM231 190V189H230ZM49 191H51V190H49ZM54 191V192H55ZM66 191V190H65ZM166 191V190H165ZM54 192H53V194H54ZM67 192H70V191H67ZM130 192V191H129ZM162 192V191H161ZM164 192V191H163ZM222 192V191H221ZM220 191H219V193H221ZM225 192H227V191H225ZM224 192V193H225ZM231 192V191H230ZM49 193V192H48ZM168 193V192H167ZM218 193V194H219ZM45 193H43V195H44ZM170 194V193H169ZM50 195H52V194H50ZM131 195V194H130ZM129 195V196H130ZM157 195V194H156ZM159 195V194H158ZM162 195H163V193H162ZM162 195H161V197H162ZM216 195V194H215ZM222 195V194H221ZM225 195V194H224ZM56 196V195H55ZM169 196V197H170ZM216 196H218V195H216ZM241 196H242V194H241ZM158 197V196H157ZM219 197V196H218ZM228 197V196H227ZM48 198H49V196H48ZM52 198V197H51ZM221 198V197H220ZM225 198V197H224ZM47 199V198H46ZM135 199V198H134ZM164 199V198H163ZM168 199V198H167ZM171 199V198H170ZM202 199V200H201ZM229 199V198H228ZM253 198H251V200H252ZM57 200V199H56ZM67 200H66V202H67ZM149 200V199H148ZM148 200H146V201H148ZM166 200V199H165ZM145 201V200H144ZM144 201H143V203H144ZM146 201H145V203H146ZM173 201V200H172ZM205 201V200H204ZM220 201V200H219ZM246 201H248V200H246ZM55 202H57V201H55ZM54 202V203H55ZM60 202H63V201H61L60 200ZM171 202V201H170ZM203 202V201H202ZM216 202H218V201H216ZM46 203H48V202H46ZM116 203V204H115ZM133 203V202H132ZM144 203V204H145ZM150 203V202H149ZM178 203V204H177ZM261 203V202H260ZM34 204V203H33ZM57 204H58V202H57ZM66 205H67V203H65ZM162 204H163V206H164V209L165 210H167L168 209V207H169V209H170V206H167L166 205V202H162ZM206 204V203H205ZM218 204V203H217ZM228 204V203H227ZM230 204V203H229ZM228 204V205H229ZM43 205H45V204H43ZM48 204H46V206H47ZM51 205V204H50ZM52 205H54L53 204V202H52ZM51 205V206H52ZM59 205V204H58ZM65 205V206H66ZM127 204H125V206H126ZM134 205V204H133ZM148 205H150V204H148ZM147 205V206H148ZM169 205H170V203H169ZM208 205V204H207ZM206 205V206H207ZM210 205V204H209ZM208 205V206H209ZM227 205V206H228ZM240 205V204H239ZM57 206V205H56ZM88 206H91V207H89L90 208V210L87 208ZM103 206V205H102ZM138 206V205H137ZM143 206V205H142ZM202 206V205H201ZM205 206V205H204ZM217 206V205H216ZM222 206V205H221ZM233 206V205H232ZM41 207V211H42V206H40ZM54 207V206H53ZM64 207V206H63ZM104 207H105V205H104ZM114 207V206H113ZM122 207V208H121ZM130 207V206H129ZM134 207V206H133ZM139 207H141V206H139ZM146 207V206H145ZM153 207H155V205L153 206ZM158 207V206H157ZM159 207H160V205H159ZM251 207V206H250ZM45 208V207H44ZM48 208V207H47ZM66 208V207H65ZM78 208H79V210H78ZM107 208V207H106ZM108 208H110V207H108ZM115 208V207H114ZM151 208V207H150ZM205 208H207L208 209V207H205ZM210 208V210L212 209L211 207H209ZM252 208V207H251ZM48 209H50V208H48ZM58 209H59V207H58ZM61 209V208H60ZM129 209H132V208H129ZM143 209H145V208H143ZM158 209V208H157ZM163 209V210H164ZM215 209V208H214ZM218 209V208H217ZM220 209V208H219ZM230 209V208H229ZM40 210V209H39ZM55 210H57V208L55 209ZM62 210V209H61ZM106 210V209H105ZM137 210H138V207H137ZM140 210V209H139ZM159 210V209H158ZM162 210V211H163ZM213 210V209H212ZM237 210V209H236ZM240 210V209H239ZM238 210V211H239ZM259 210V209H258ZM37 211V210H36ZM36 211H34V214H35V212ZM108 211V210H107ZM128 211V210H127ZM134 211H135V209H134ZM149 211H151V209L149 210ZM168 211V210H167ZM201 211H203V210H201ZM206 211V210H205ZM214 211V210H213ZM226 211V210H225ZM228 211V210H227ZM230 211V210H229ZM244 211V210H243ZM45 212V211H44ZM47 212V211H46ZM45 212V213H46ZM109 212V211H108ZM129 212H131V211H129ZM154 212V211H153ZM164 212V211H163ZM162 212V213H163ZM211 212V211H210ZM218 212H219V210H218ZM222 212V211H221ZM249 212V211H248ZM38 213V212H37ZM41 213V212H40ZM42 213H43V211H42ZM50 213V212H49ZM57 213V212H56ZM133 213V212H132ZM135 213V212H134ZM139 213V212H138ZM149 213V212H148ZM148 213H146V217H147V215H148ZM212 213V212H211ZM220 213V212H219ZM223 213V212H222ZM227 213V212H226ZM63 214V213H62ZM123 215H124V212L122 213ZM136 214V213H135ZM141 214H143V213H141ZM151 214V213H150ZM164 214V213H163ZM242 214V213H241ZM47 215V214H46ZM45 215V216H46ZM111 215V214H110ZM116 215H117V213H116ZM118 215H119V213H118ZM121 215V214H120ZM131 215V214H130ZM132 215H134V214H132ZM162 215V214H161ZM200 215H202V214H200ZM210 215H212V214H210ZM36 216H37V214H36ZM53 216L54 215H52V218H53ZM59 216V215H58ZM151 216V215H150ZM219 216V215H218ZM55 217V216H54ZM142 217V216H141ZM145 217V216H144ZM213 217V216H212ZM258 217V216H257ZM27 218V217H26ZM26 218H24V219H26ZM38 218V217H37ZM49 218H51V217H49ZM107 218V217H106ZM105 218V219H106ZM109 218H110V216H109ZM108 218V219H109ZM112 218H114V217H112ZM125 218H126V216H125ZM125 218H124V220H125ZM130 218V217H129ZM157 218V217H156ZM207 218V217H206ZM211 218V217H210ZM210 218H209V220H210ZM62 219H64V218H62ZM123 219V218H122ZM148 219V218H147ZM153 219V218H152ZM213 219V218H212ZM29 220V221H30ZM35 220H37V219H35ZM49 220H51V219H49ZM53 220H55V219H53ZM134 220H135V222L136 223H138L139 221H137V220H139V218L137 217V216H134ZM155 220V219H154ZM158 220H160L159 218H158ZM220 220V219H219ZM25 221V220H24ZM28 221V222H29ZM34 221V220H33ZM52 221V220H51ZM84 221H86V218L84 219ZM109 221V220H108ZM120 221H122V220H120ZM119 221V222H120ZM151 221V220H150ZM196 221V220H195ZM21 222H23V221H21ZM50 221H48V223H49ZM54 222V221H53ZM53 222H50V223H52V224H54ZM124 222V221H123ZM158 222V221H157ZM198 222H199V220H198ZM24 223V222H23ZM26 223V222H25ZM103 223V222H102ZM106 223V222H105ZM121 223V222H120ZM155 223H156V220H155ZM159 223V222H158ZM201 223V222H200ZM29 223H26V226L28 225ZM63 224V223H62ZM86 223L84 222V225H85ZM118 224V223H117ZM124 224V223H123ZM157 224V223H156ZM156 224H155V226H156ZM175 224V226H173ZM223 224V223H222ZM12 225V226H13ZM31 225V224H30ZM61 227L63 226V225H61V224H59ZM58 225V226H59ZM83 225V224H82ZM82 225H80V227L82 226ZM87 225V224H86ZM105 225V224H104ZM108 225H109V222H108ZM107 225V226H108ZM147 225V224H146ZM149 225H151L150 223H149ZM217 225V224H216ZM17 226H19V225H17ZM17 226H14V227H17ZM33 225H31V227H32ZM57 225H56V227H58ZM93 226V225H92ZM102 226H103V224H102ZM120 226H122V223H121V225ZM201 226H204V225H201ZM206 226V225H205ZM226 226V225H225ZM34 227V226H33ZM60 227V228H61ZM73 227V226H72ZM104 227V226H103ZM109 227V226H108ZM158 227V226H157ZM156 227V228H157ZM221 227V226H220ZM11 228V227H10ZM19 228V227H18ZM67 228V227H66ZM71 228V227H70ZM82 228V227H81ZM85 228V227H84ZM84 228H82V229H84ZM86 228H88L87 226H86ZM85 228V229H86ZM114 228H116V227H114ZM203 228V227H202ZM46 229V228H45ZM45 229H44V231H45ZM74 229V228H73ZM81 229V230H82ZM93 229H95V228H93ZM108 229V228H107ZM138 228H135V231L137 230ZM18 230V229H17ZM29 230V229H28ZM80 230V231H81ZM101 230V229H100ZM104 230V229H103ZM159 230V229H158ZM7 231V230H6ZM11 231H12V229H11ZM49 230H47V231H45V232H48ZM69 231V230H68ZM67 231V232H68ZM76 230H74V232H75ZM84 231V230H83ZM90 234L94 231V230H92V232H90L89 231V228H88V230H87ZM118 231V230H117ZM130 231V230H129ZM150 231V230H149ZM216 231H217V229H216ZM42 232V231H41ZM100 232H102V233H105L104 231H100ZM99 232V233H100ZM107 232V231H106ZM147 232V231H146ZM256 232V231H255ZM12 233V232H11ZM13 233H14V231H13ZM23 233V232H22ZM72 233H73V231H72ZM76 233V232H75ZM88 233V234H89ZM98 233V235H100ZM114 233H116V232H114ZM118 233H120L119 231H118ZM152 233H154V231H152ZM87 234V233H86ZM106 234V233H105ZM117 234V233H116ZM115 234V235H116ZM139 234V233H138ZM197 234V233H196ZM23 235H24V233H23ZM79 235V234H78ZM82 235V234H81ZM92 236H90L91 238L94 236L93 234H91ZM107 235V234H106ZM108 235H109V233H108ZM152 235V234H151ZM220 235V234H219ZM13 236V235H12ZM11 236V237H12ZM89 235H87L86 237H88ZM127 236V237H126ZM132 236H134V235H132ZM148 236V235H147ZM196 236V235H195ZM194 236V237H195ZM227 236V235H226ZM96 237H97V235L95 234V236H94V238H95V241L96 240H98V239H96ZM98 237H101V236H98ZM107 237V236H106ZM116 237V236H115ZM119 237V236H118ZM141 237V236H140ZM144 237H146V236H144ZM143 237V238H144ZM149 237V236H148ZM155 237H157V236H155ZM170 237V238H169ZM80 238V237H79ZM85 238V237H84ZM91 238H89V239H91ZM101 238H104V237H101ZM101 238H100V240H101ZM150 238V237H149ZM193 238V237H192ZM68 239H70V238H68ZM86 239V238H85ZM121 239V238H120ZM139 239V238H138ZM142 239V238H141ZM205 239V238H204ZM10 240V239H9ZM11 240H13V239H11ZM72 240V239H71ZM75 240V239H74ZM114 240V239H113ZM134 240H135V238H134ZM143 240V239H142ZM148 240H150V239H148ZM153 240V241H152ZM17 241H19V240H16V242ZM89 241V240H88ZM104 241H105V239H104ZM140 241V240H139ZM15 242V243H16ZM103 242V241H102ZM101 242V243H102ZM243 242V241H242ZM9 243V242H8ZM14 243V244H15ZM30 243V242H29ZM79 243V242H78ZM94 243V242H93ZM80 244V243H79ZM107 244V243H106ZM111 244H113V243H111ZM102 246L101 247H103L104 245L103 244H101ZM108 245L110 246V244L108 243ZM116 245H117V243H116ZM118 245V246H119ZM42 246V245H41ZM106 246V248L108 247L107 245H105ZM134 246H137V247H139V248H142V251H140V253L138 254V256H132V258L130 257V259L129 258H127L129 255H131L132 254V251H135V250H132L133 249V247ZM208 246V245H207ZM206 246V247H207ZM3 247V246H2ZM4 247V248H5ZM20 247H21V245H20ZM111 247H114V245L113 246H111ZM1 248V247H0ZM8 248V247H7ZM93 248V247H92ZM104 248V251L106 252V253H104L103 254V252H102V254L103 255H101L100 254V256H97L93 261H91V262H89V263H87V264H107L108 263V261H109V259L108 258H110V253H108L107 251H106V248L105 247H103ZM119 248H120V246H119ZM135 248V247H134ZM24 249H26V248H24ZM9 250H10V248H9ZM46 250H47V248H46ZM99 250V249H98ZM110 250V249H109ZM116 250V249H115ZM117 250H118V248H117ZM116 250V251H117ZM193 250V249H192ZM23 251V250H22ZM27 251V250H26ZM94 251V250H93ZM112 251V250H111ZM110 251V252H111ZM114 251V250H113ZM255 251V250H254ZM48 252V251H47ZM11 253V252H10ZM59 253H63V251L62 252H59ZM90 253H92V251L90 252ZM95 254H96V251L94 252ZM131 253V254H130ZM31 254V253H30ZM93 254V253H92ZM7 256H8V254H6ZM191 255V254H190ZM1 256V255H0ZM5 256V255H4ZM4 256H3V258H4ZM89 256V255H88ZM9 257V256H8ZM90 257V256H89ZM50 258V257H49ZM72 258H73V256H71V260H72ZM111 258V259H112ZM13 259V258H12ZM15 260V259H14ZM32 260V259H31ZM118 261V260H117ZM121 262V261H120ZM123 262V261H122ZM45 263V262H44ZM71 263H74V260L71 262ZM261 263H263V262H261ZM151 264V263H150Z\"/></svg>", "mask_w": 264, "mask_h": 264}]
</instances>
